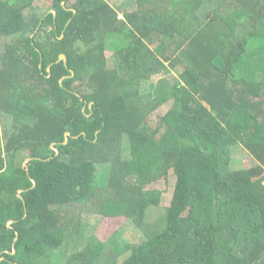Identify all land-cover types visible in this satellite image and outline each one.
<instances>
[{
	"label": "trees",
	"instance_id": "obj_1",
	"mask_svg": "<svg viewBox=\"0 0 264 264\" xmlns=\"http://www.w3.org/2000/svg\"><path fill=\"white\" fill-rule=\"evenodd\" d=\"M34 1L0 0V264H264V0ZM234 145L257 164L230 169ZM95 197L139 242L56 255L80 226L60 208Z\"/></svg>",
	"mask_w": 264,
	"mask_h": 264
},
{
	"label": "rangeland",
	"instance_id": "obj_2",
	"mask_svg": "<svg viewBox=\"0 0 264 264\" xmlns=\"http://www.w3.org/2000/svg\"><path fill=\"white\" fill-rule=\"evenodd\" d=\"M110 4H112L115 9L118 11L119 16L122 17L123 12L133 10L135 5V0H107ZM215 0H206L205 8L209 9L212 3ZM50 1L49 0H35L32 4V9L45 11L49 8ZM30 10H26L25 14L27 15ZM5 39H0V46L3 44ZM108 59L110 60L113 57V50H108L106 52ZM174 75H177L174 72ZM172 75V79L174 80ZM172 100H169L158 109L153 111L149 117V124L155 128L157 127L161 116L167 112V110L172 105ZM3 118L0 115V128L3 130ZM122 153L123 157H128V148H127V140L126 137L122 140ZM25 162V161H24ZM257 164L250 154L247 153L240 145H234L231 148V159L229 162V168L232 170H239L252 167ZM175 182V176L172 170H169L166 177H163L155 182L150 183L146 187L148 189H157L161 192V201L158 206L150 207L147 210L145 225L149 229H154L159 227L163 223V216L165 215L166 207L169 204L171 194L173 191V186ZM264 183V180H263ZM99 195V194H98ZM98 197L88 201L86 204H70L65 205L60 208V213L70 214L80 220L79 232L74 233V226H71L73 231H69L66 235L65 244L62 249L56 251V255H67L71 252V250L84 246L86 243L91 242L89 236L94 235L97 240L100 242H104L107 238L115 231L116 229H121L122 237L125 241L130 243L139 242V234L137 230L129 223L126 224V218L123 216L118 217H105L98 213L97 211V202ZM95 242V241H94ZM121 242V240H120ZM107 246V245H106ZM104 247V251L101 256L98 258L97 264H104L110 259V253L108 248ZM123 259V256L119 257V262Z\"/></svg>",
	"mask_w": 264,
	"mask_h": 264
},
{
	"label": "water",
	"instance_id": "obj_3",
	"mask_svg": "<svg viewBox=\"0 0 264 264\" xmlns=\"http://www.w3.org/2000/svg\"><path fill=\"white\" fill-rule=\"evenodd\" d=\"M54 12V11H53ZM59 60H62L64 63H65V61H66V58H65V55L64 54H60L59 55V58H58V60L57 61H59ZM72 74H73V72H72ZM68 136H69V133L68 132H65V140H64V143H66V141L68 140ZM52 148L55 150V153L57 154L58 153V150L56 149V148H54V146H52ZM29 159H27L25 162H24V167L27 169V161H28ZM34 183V182H33ZM19 197H21L20 195H18ZM22 198V197H21ZM25 215H26V213H25ZM12 222V220H10V223Z\"/></svg>",
	"mask_w": 264,
	"mask_h": 264
}]
</instances>
